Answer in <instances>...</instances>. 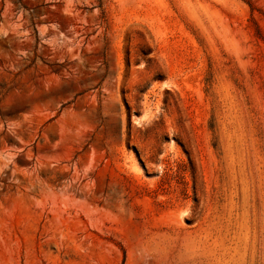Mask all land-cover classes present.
I'll return each instance as SVG.
<instances>
[{"label": "rangeland", "instance_id": "1", "mask_svg": "<svg viewBox=\"0 0 264 264\" xmlns=\"http://www.w3.org/2000/svg\"><path fill=\"white\" fill-rule=\"evenodd\" d=\"M0 264H264V0H0Z\"/></svg>", "mask_w": 264, "mask_h": 264}]
</instances>
